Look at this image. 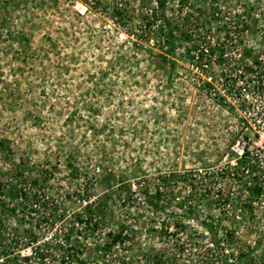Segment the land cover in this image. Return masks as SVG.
<instances>
[{
  "label": "rangeland",
  "instance_id": "obj_1",
  "mask_svg": "<svg viewBox=\"0 0 264 264\" xmlns=\"http://www.w3.org/2000/svg\"><path fill=\"white\" fill-rule=\"evenodd\" d=\"M158 12L0 0V264H264V0Z\"/></svg>",
  "mask_w": 264,
  "mask_h": 264
},
{
  "label": "trees",
  "instance_id": "obj_2",
  "mask_svg": "<svg viewBox=\"0 0 264 264\" xmlns=\"http://www.w3.org/2000/svg\"><path fill=\"white\" fill-rule=\"evenodd\" d=\"M157 5L159 7V12L158 14H152V18L151 21H149V23H151L156 19H160L161 24L159 25V32L162 35V40L163 43L165 44V50L163 53L160 54V58L163 62L165 63H169L171 64L169 66V68H172V64L174 63V61L171 59V56H173L175 54V38H174V30H173V25L168 21V19L166 18V15L164 14V9H165V5H166V0H157ZM253 64L258 67L257 69H261L260 67V61L258 60L257 57H255L253 60ZM264 69V68H263ZM159 189L157 188L154 192V194H151L150 192H148V190H143V195H144V202L147 203L149 206H152L154 208L157 207V203H155L152 198L155 196L159 195ZM75 220L78 223L84 224L86 227H95L96 226V222L92 220H96L94 218L93 212L91 211L89 206H85V208L81 211V212H77L74 215ZM93 225V226H92ZM202 225L205 227V229L212 234V229L211 227L202 222ZM109 236V241L108 243L104 244V250L109 249L111 246L115 245L117 242H121V236L120 234H112L109 232L108 234ZM242 256V254H241ZM224 264H231L229 262H227L226 260H224Z\"/></svg>",
  "mask_w": 264,
  "mask_h": 264
}]
</instances>
